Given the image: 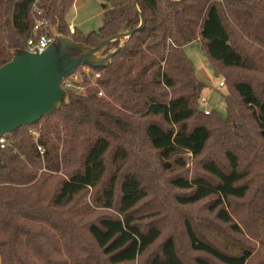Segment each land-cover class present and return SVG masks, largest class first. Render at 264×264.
Listing matches in <instances>:
<instances>
[{"label":"trees","instance_id":"1","mask_svg":"<svg viewBox=\"0 0 264 264\" xmlns=\"http://www.w3.org/2000/svg\"><path fill=\"white\" fill-rule=\"evenodd\" d=\"M97 1L86 35L70 33L76 0H0V68L36 19L89 47L143 21L110 67L78 69L93 86L4 136L0 264H264V0ZM195 42L229 90L225 119L202 108Z\"/></svg>","mask_w":264,"mask_h":264},{"label":"water","instance_id":"2","mask_svg":"<svg viewBox=\"0 0 264 264\" xmlns=\"http://www.w3.org/2000/svg\"><path fill=\"white\" fill-rule=\"evenodd\" d=\"M120 32L96 47L75 42L52 29L53 43L42 54L26 49L12 51V60L0 68V137L37 124L69 104L62 87L80 67H110L114 54L141 27ZM120 41L119 47L103 56L108 45Z\"/></svg>","mask_w":264,"mask_h":264},{"label":"rangeland","instance_id":"3","mask_svg":"<svg viewBox=\"0 0 264 264\" xmlns=\"http://www.w3.org/2000/svg\"><path fill=\"white\" fill-rule=\"evenodd\" d=\"M106 3L97 0H76L73 7L67 14V22L69 25L76 27L80 33L89 34L97 32L103 24V20L107 15ZM186 56L193 63L197 79L205 85L202 92V108L214 111L220 117H227V108L225 104V96L228 95L227 87H220V83H224L223 76L217 71L214 64L208 59L205 51L200 43L195 42L184 48ZM84 72L89 71V68H83ZM85 77L81 72L77 71L70 77L66 83L69 90L78 92L79 89H86L93 86L98 75L89 78V83L85 84ZM34 135L38 136L36 131ZM188 167H192V161H189ZM170 203L171 200H170ZM193 210V209H192Z\"/></svg>","mask_w":264,"mask_h":264},{"label":"built area","instance_id":"4","mask_svg":"<svg viewBox=\"0 0 264 264\" xmlns=\"http://www.w3.org/2000/svg\"><path fill=\"white\" fill-rule=\"evenodd\" d=\"M42 0H35V3L33 5L32 11L33 13L40 14L39 11V4L41 3ZM44 30V34L39 35L40 30ZM70 33L74 34L75 33V27L70 26ZM53 43V35H52V30L49 28V23L46 20H38L36 19V26L34 29V34L33 36L28 40L27 42V51L32 54H42L44 53L50 45ZM67 81V80H66ZM64 81L62 87L66 91L68 88V84H70V81L66 83ZM220 87H224V83H220ZM85 90L84 89H79V93H83ZM99 96H102V93L99 94ZM205 114H209V110H205ZM0 146L1 148H5L6 146V139L5 137H0Z\"/></svg>","mask_w":264,"mask_h":264},{"label":"crops","instance_id":"5","mask_svg":"<svg viewBox=\"0 0 264 264\" xmlns=\"http://www.w3.org/2000/svg\"><path fill=\"white\" fill-rule=\"evenodd\" d=\"M71 26V25H70ZM76 28V27H75Z\"/></svg>","mask_w":264,"mask_h":264}]
</instances>
